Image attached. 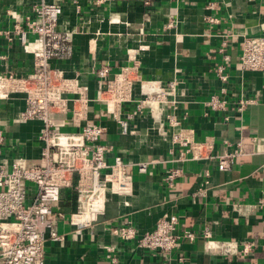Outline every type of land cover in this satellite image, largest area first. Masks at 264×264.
I'll return each mask as SVG.
<instances>
[{
    "label": "crops",
    "instance_id": "obj_1",
    "mask_svg": "<svg viewBox=\"0 0 264 264\" xmlns=\"http://www.w3.org/2000/svg\"><path fill=\"white\" fill-rule=\"evenodd\" d=\"M39 1L0 0V29L14 27L15 18L7 10L25 19ZM47 1L62 4L59 27L72 33L74 45L71 58L53 60L52 66L78 78L92 98L100 87L96 67L108 63L117 72L136 60L143 79L177 82V114L183 126L195 130L197 140L214 137L215 152L224 149V139L234 145L239 141L242 154L229 171H220L215 161H186L184 176L168 187L164 177L177 153L171 152L170 135L159 133L148 109L135 113L130 132L123 134L106 104L92 101L91 121L108 127L102 137L113 146L108 161L120 155L129 162L133 193H109L105 213L94 226L75 233L68 216L75 210L77 194L74 188L64 189L57 209L66 218L55 214L52 218L65 236L46 244V264H174L180 258L185 264H264V72L243 70L240 61L244 36L264 35V0H78L80 13L73 0ZM171 20L175 25L168 27ZM224 39L230 55L225 71L231 93L255 99L242 113L233 104L222 112L206 103L221 87L216 68L224 63L219 51ZM33 63L18 35L12 40L0 35V73L26 74ZM136 93L139 96V87ZM24 107L18 95L0 102V126L6 135L3 157L9 162L16 157L36 162L41 154L37 135L42 122L20 121ZM135 111L134 104L122 109L124 117ZM54 119L62 129H74L70 114ZM140 162L148 163L145 172L139 170ZM171 212L180 216V232L200 235L183 239L170 253L140 249L134 241L112 233L113 226L128 220L141 233L152 230L160 217ZM204 231L214 239L250 241L253 250L248 255L211 252Z\"/></svg>",
    "mask_w": 264,
    "mask_h": 264
},
{
    "label": "built area",
    "instance_id": "obj_2",
    "mask_svg": "<svg viewBox=\"0 0 264 264\" xmlns=\"http://www.w3.org/2000/svg\"><path fill=\"white\" fill-rule=\"evenodd\" d=\"M76 11L80 13L78 0ZM104 0H95L101 3ZM15 18L13 29H0L10 40L15 35L27 52L33 55V69L18 75L14 72L0 73V102L13 95L22 96L25 107L20 111V121L39 120L42 127L37 135L41 154L36 162L16 157L11 162L3 157L6 135L0 126V264H46L45 246L49 241H61L64 234L57 229V218L65 219L66 213L57 209L62 191L74 188L77 194L75 210L68 220L72 231L83 233L92 228L99 216L105 213L109 193L131 195L134 181L128 171L129 162L120 155L108 161L113 146L102 140L108 127L93 123L90 119L92 101L106 104L110 118L115 120L121 132H130V121L135 113L148 109L154 126L162 135H170L175 162L166 172L164 183L173 187L184 176L186 161H215L220 171H229L242 154V144L236 145L224 139V149L215 152V138L197 140L195 130L183 126L177 114L175 80H145L140 73V65L122 67L117 72L110 64L96 67L94 72L100 80L96 97H91L83 89L76 77H69L60 68L52 66L53 60L72 57L74 45L72 33L61 30L62 4L40 0L32 6V13L25 19L21 14L7 10ZM210 21H216L208 17ZM171 20L168 27H173ZM228 42L222 40L219 51L224 63L216 68L221 81L219 91L212 93L206 101L213 111L226 112L231 104L242 113L255 99L245 94L231 93L227 82L225 63L230 60ZM133 52V51H132ZM243 70L264 72V35H246L240 56ZM140 94L137 96L136 88ZM134 104L136 111L123 116L125 105ZM73 130L61 128L54 115H69ZM147 162L138 163L139 170H147ZM209 175V171H205ZM180 216L171 212L160 217L152 230L141 233L128 220L112 227V233L124 241H134L140 249L174 251L183 239L194 240L200 233L179 231ZM207 249L222 255L253 250L250 241L234 239H214L209 231H204ZM112 250V247H108ZM174 264H185L180 258Z\"/></svg>",
    "mask_w": 264,
    "mask_h": 264
},
{
    "label": "trees",
    "instance_id": "obj_3",
    "mask_svg": "<svg viewBox=\"0 0 264 264\" xmlns=\"http://www.w3.org/2000/svg\"><path fill=\"white\" fill-rule=\"evenodd\" d=\"M69 189V188H68Z\"/></svg>",
    "mask_w": 264,
    "mask_h": 264
}]
</instances>
